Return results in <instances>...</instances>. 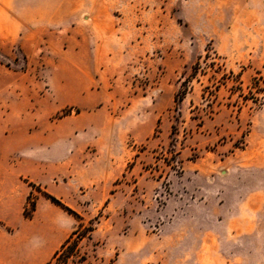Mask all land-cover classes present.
Wrapping results in <instances>:
<instances>
[{
    "label": "rangeland",
    "instance_id": "rangeland-1",
    "mask_svg": "<svg viewBox=\"0 0 264 264\" xmlns=\"http://www.w3.org/2000/svg\"><path fill=\"white\" fill-rule=\"evenodd\" d=\"M258 3L17 0L0 16V180L78 213L57 208L68 237L94 227L69 264H264Z\"/></svg>",
    "mask_w": 264,
    "mask_h": 264
},
{
    "label": "crops",
    "instance_id": "crops-1",
    "mask_svg": "<svg viewBox=\"0 0 264 264\" xmlns=\"http://www.w3.org/2000/svg\"><path fill=\"white\" fill-rule=\"evenodd\" d=\"M14 2L16 4L17 0H0V16H14L15 13L7 11L11 8L13 11ZM258 6L264 10V0H259ZM260 21L262 23L264 19L261 18ZM35 31L43 34L49 32L45 22L42 26L41 21ZM99 35L97 38L105 41V38ZM66 36L71 38L68 34ZM99 47L98 51L93 50L92 57H97L99 63L106 62L110 59L107 45L101 42ZM29 193V189L20 191L14 184L2 185L0 180V264H35L37 257L56 250L68 237L64 222L69 219L60 216L58 207L46 199L37 200L36 211L31 220L23 218V214L21 219L18 204L23 201L25 203Z\"/></svg>",
    "mask_w": 264,
    "mask_h": 264
},
{
    "label": "trees",
    "instance_id": "trees-1",
    "mask_svg": "<svg viewBox=\"0 0 264 264\" xmlns=\"http://www.w3.org/2000/svg\"><path fill=\"white\" fill-rule=\"evenodd\" d=\"M198 73L199 64H196L193 68V75H197ZM186 94L187 88H184L183 90L180 89L175 96V101L183 99ZM29 186L33 189H36L46 200L50 201L53 205L60 208L67 214L73 216L76 220H82L78 213L66 206L59 198L43 191L40 186H36L35 184L31 183ZM36 204V200L32 197V194H30L27 197L26 205L23 210V217L25 219L30 220L33 218L36 211ZM93 231L94 227L92 225L90 227H85L82 224H79L78 228L74 230L72 234H70V236L61 245L60 249L54 253L52 259L46 264H69V261L72 259L78 262L85 261L84 255L81 254L80 243L84 239H89Z\"/></svg>",
    "mask_w": 264,
    "mask_h": 264
}]
</instances>
